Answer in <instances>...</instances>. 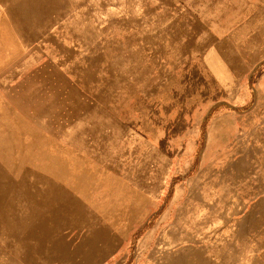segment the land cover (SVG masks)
<instances>
[{"label": "rangeland", "instance_id": "rangeland-1", "mask_svg": "<svg viewBox=\"0 0 264 264\" xmlns=\"http://www.w3.org/2000/svg\"><path fill=\"white\" fill-rule=\"evenodd\" d=\"M259 102L264 0H0V264H264Z\"/></svg>", "mask_w": 264, "mask_h": 264}, {"label": "crops", "instance_id": "crops-1", "mask_svg": "<svg viewBox=\"0 0 264 264\" xmlns=\"http://www.w3.org/2000/svg\"><path fill=\"white\" fill-rule=\"evenodd\" d=\"M234 109L236 111L241 108ZM253 109L254 111L247 114L250 116L244 119V125L246 126L244 127L245 136L243 138L246 142H249L248 145L250 146V149H248V147L243 148V156L249 158L248 160L251 162L253 155H256L259 151L262 156H264V103H254ZM242 113L243 112L237 111V115L242 116ZM253 151H255L254 154ZM235 166L237 167V165Z\"/></svg>", "mask_w": 264, "mask_h": 264}]
</instances>
